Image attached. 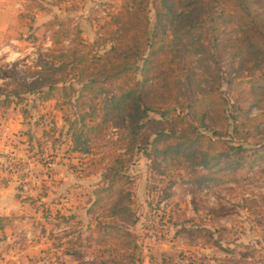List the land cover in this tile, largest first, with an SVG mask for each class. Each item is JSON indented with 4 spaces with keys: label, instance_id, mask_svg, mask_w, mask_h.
I'll list each match as a JSON object with an SVG mask.
<instances>
[{
    "label": "rangeland",
    "instance_id": "1",
    "mask_svg": "<svg viewBox=\"0 0 264 264\" xmlns=\"http://www.w3.org/2000/svg\"><path fill=\"white\" fill-rule=\"evenodd\" d=\"M127 1L18 0L14 10L0 14L9 21L0 24V171L13 177L19 204L17 212L0 219V263L104 261L109 253L101 252L110 242H96L98 225L110 221L109 206L121 190L129 213L116 224L136 236L141 264H264V133L256 130L264 129V99L253 94L264 93V66L252 69L246 62L240 68L236 59L231 67L229 56L219 67L210 64L215 78H208L207 88L220 94L232 120H238L237 132L230 119L228 127L213 129L226 145L246 150L236 169L163 161L150 149V155L131 157L118 142V127L110 125L104 139L84 152L74 148L68 132L72 114L59 98L23 93L22 82L34 79L37 56L53 40L68 50L79 31L91 45L106 35L109 18ZM65 29L69 32L62 34ZM12 65L15 73L5 74ZM231 107H241V114ZM252 148L263 158L252 162ZM120 155L126 180L107 190L113 182L111 164ZM73 251L82 257L71 256Z\"/></svg>",
    "mask_w": 264,
    "mask_h": 264
},
{
    "label": "trees",
    "instance_id": "2",
    "mask_svg": "<svg viewBox=\"0 0 264 264\" xmlns=\"http://www.w3.org/2000/svg\"><path fill=\"white\" fill-rule=\"evenodd\" d=\"M106 26V35L91 45L79 31L68 50L53 40L51 48L37 56L34 79L21 85L24 94L57 97L71 111L68 132L74 148L90 152L110 125L118 127V142L131 157L150 155V149L163 161L182 159L204 169L239 168L246 150L226 145L222 133L213 129L218 124L228 127L230 119L237 132L238 120H232L226 101L207 84L208 78H215L210 64L219 67L227 56L231 67L236 59L240 68L246 62L252 69L264 66V0H128ZM199 67L203 69L197 71ZM16 69L12 65L5 74ZM238 72L236 68L235 79L241 76ZM248 82L254 88L255 81ZM253 94L264 99L261 90ZM232 108L241 114V107ZM208 131L217 139L204 134ZM249 151L252 162L263 158L257 148ZM124 163L121 155L112 162L113 182L107 190L126 180ZM122 195L119 190L109 206L110 221L98 225L96 242H110L101 252L108 257L89 264H141L136 236L116 224L129 213ZM70 255L82 257L76 251Z\"/></svg>",
    "mask_w": 264,
    "mask_h": 264
},
{
    "label": "crops",
    "instance_id": "3",
    "mask_svg": "<svg viewBox=\"0 0 264 264\" xmlns=\"http://www.w3.org/2000/svg\"><path fill=\"white\" fill-rule=\"evenodd\" d=\"M17 1L18 0H0V14H2V11L14 10L15 7H17ZM0 19L1 20L3 19V21H0L1 25L5 24V26H8L9 21L6 22L5 17ZM10 23L12 25H16V19L15 18L11 19L10 16ZM1 162H2V158L0 157V163ZM2 176H4L6 179L2 180ZM6 176L7 175H5L2 171H0V219L9 217V215L14 214L19 209L18 200L14 190V184L12 183L14 179L13 177L9 178ZM1 252H2V242L0 241V259L2 258Z\"/></svg>",
    "mask_w": 264,
    "mask_h": 264
}]
</instances>
